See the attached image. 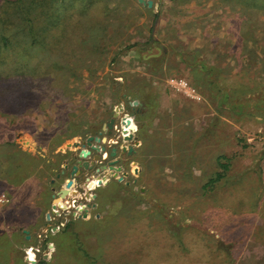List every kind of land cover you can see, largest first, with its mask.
I'll list each match as a JSON object with an SVG mask.
<instances>
[{"label": "rangeland", "instance_id": "rangeland-1", "mask_svg": "<svg viewBox=\"0 0 264 264\" xmlns=\"http://www.w3.org/2000/svg\"><path fill=\"white\" fill-rule=\"evenodd\" d=\"M54 1L75 19L63 47L53 19L32 44L10 15L27 48L12 75L34 83L0 99V264H264V0ZM123 115L134 140L108 160L131 186L95 173L90 206L65 211L79 194L59 191L80 182L67 143Z\"/></svg>", "mask_w": 264, "mask_h": 264}, {"label": "trees", "instance_id": "trees-1", "mask_svg": "<svg viewBox=\"0 0 264 264\" xmlns=\"http://www.w3.org/2000/svg\"><path fill=\"white\" fill-rule=\"evenodd\" d=\"M5 2L12 8V10L9 12L8 9H4L7 4H3L1 6L2 9L0 8V81L4 83L3 85H0V88L2 89L0 90V99H8L11 93L20 94L22 96L21 98H29V90L31 89L34 82L31 81L30 77L25 79L24 82H21L20 80L17 82L12 75V70L14 69V67H18V65H26L24 58L27 55V48L26 46H21V39L18 35L13 37L10 36L13 33L17 34L16 27L19 26L17 21L10 20V15H17V18L22 19L23 22L27 23V33L28 36L32 39V44H37L38 39L40 38L41 39L39 44H42L47 39L48 32H50L49 28H42L38 26L40 20L44 18L45 20L53 19L54 26H57L58 23L61 27L64 26L59 29V32L57 31L59 35V43L62 47L63 44H67L68 41L72 40L71 36L73 35L76 27L74 26L73 31L71 30V26L75 24V19L72 14H68L64 17L62 16V21H60L59 15H61V8H64V6L60 5L56 6L55 8L54 6H52V10L50 7V5L52 4H49V0H6ZM81 19L83 20L82 17ZM55 50L57 52L60 51V49H58L57 47ZM20 53L25 56H22V60L19 62V60L17 58L15 59V57L13 58V56L19 55ZM38 69H35L38 72L31 78L33 79L34 77L38 76L37 78H42L43 81H45L46 76L44 74V71ZM41 84L42 83H38L37 86H41ZM48 87H50V89L52 90L50 84L48 85ZM219 165L224 170H227V168L229 167V164L227 162L220 161ZM221 176L222 174L218 173L217 178L212 179L210 183H213L214 181L220 179Z\"/></svg>", "mask_w": 264, "mask_h": 264}, {"label": "water", "instance_id": "water-1", "mask_svg": "<svg viewBox=\"0 0 264 264\" xmlns=\"http://www.w3.org/2000/svg\"><path fill=\"white\" fill-rule=\"evenodd\" d=\"M138 2L144 5H148V7H153L154 3L153 0H138ZM119 108L123 114L128 115V112L127 110H125L124 105L120 104ZM118 115L119 113H116V117ZM128 123H130V120H126V117L124 115L122 116V118H112L110 122L105 124L103 127V130L106 133L105 136H102L103 133L101 132L100 135L89 136L84 142L77 141L73 143H67L66 146L68 148H80L79 160L76 164L73 165L72 170V177L78 176L80 178V182L78 184H74L73 181H70L66 188L61 189L59 191L58 195L62 199L66 198L72 193L74 195L79 194V196L75 195L69 199V204L65 205V211L73 210L74 204H77L79 202L85 203L88 200L87 197L90 194L92 195V199L97 196L96 194H92L90 189H86V187H88L89 182L92 180V177L96 176L95 173H99L105 170H111L113 173L112 176L114 178H117L120 181L124 180V176H126L127 173L123 172V176L121 175L122 167L118 166L119 160H108L109 157H116L117 155V147L111 146L109 140L113 137V143L115 144H118L121 139L127 142L133 141L134 134L125 130V127ZM122 149L124 152L128 151L129 154L134 151V147L132 145L123 146ZM92 157H94V160H91ZM82 168L84 169V172H81ZM101 180L102 181H100V183H107L109 178H106L104 176L103 178H101ZM127 183L129 184V182ZM60 198L55 197V201ZM87 205L90 206V204ZM74 215H76V212H74ZM47 217L50 218L49 213L47 214ZM83 217L87 218V213H85ZM62 222L66 223L67 219L62 218ZM57 229V227H54L53 231H56ZM35 253L37 254V259H39L40 250L35 249Z\"/></svg>", "mask_w": 264, "mask_h": 264}, {"label": "bare ground", "instance_id": "bare-ground-1", "mask_svg": "<svg viewBox=\"0 0 264 264\" xmlns=\"http://www.w3.org/2000/svg\"><path fill=\"white\" fill-rule=\"evenodd\" d=\"M128 128L127 126L125 127V129ZM108 175H113L112 171L109 170L108 171ZM108 175L106 174L105 177L108 178ZM99 181V177L98 176H94L93 179L89 182V185L87 188H90V189H93L94 186L96 185V183ZM77 196V195H76ZM79 196V195H78ZM81 197V196H80ZM87 201L91 200L92 199V195L90 194L88 197H87ZM57 205L59 204V206L63 207V204L61 203V199H57ZM74 209H75V212H76V215H78L80 212L84 211L86 207H88L87 204L83 203V202H79L77 204H74Z\"/></svg>", "mask_w": 264, "mask_h": 264}, {"label": "built area", "instance_id": "built-area-1", "mask_svg": "<svg viewBox=\"0 0 264 264\" xmlns=\"http://www.w3.org/2000/svg\"><path fill=\"white\" fill-rule=\"evenodd\" d=\"M173 86H175L178 90H180V91H182V92H184V93H186L192 97L195 96V91L193 89L189 88L188 83L183 79H180V80L174 82ZM128 132H130V131H128Z\"/></svg>", "mask_w": 264, "mask_h": 264}, {"label": "crops", "instance_id": "crops-1", "mask_svg": "<svg viewBox=\"0 0 264 264\" xmlns=\"http://www.w3.org/2000/svg\"><path fill=\"white\" fill-rule=\"evenodd\" d=\"M109 143H110V144L113 143V137H112V139L109 140ZM94 154H96V153H94ZM114 181H115V180H110V181H108L107 183H105V185L108 186L111 182L114 183ZM123 181L125 182L124 185H126L127 187L131 186V182H130L129 180H125V179H124ZM123 181H120V180L118 181V180H117L118 183H122ZM127 182H129V184H128ZM88 213H89V212H88ZM87 216H88V215H87Z\"/></svg>", "mask_w": 264, "mask_h": 264}]
</instances>
